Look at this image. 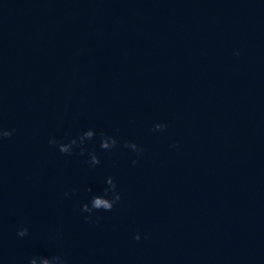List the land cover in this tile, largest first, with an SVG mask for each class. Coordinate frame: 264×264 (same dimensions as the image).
Segmentation results:
<instances>
[{"label": "water", "instance_id": "95a60500", "mask_svg": "<svg viewBox=\"0 0 264 264\" xmlns=\"http://www.w3.org/2000/svg\"><path fill=\"white\" fill-rule=\"evenodd\" d=\"M0 126V264H264V0H0Z\"/></svg>", "mask_w": 264, "mask_h": 264}, {"label": "clouds", "instance_id": "9594fccd", "mask_svg": "<svg viewBox=\"0 0 264 264\" xmlns=\"http://www.w3.org/2000/svg\"><path fill=\"white\" fill-rule=\"evenodd\" d=\"M234 54L238 56L239 51L236 50ZM167 127L168 125L166 123H155L152 130L154 132L164 131ZM15 132V128L5 129L3 126H0V143H2L5 139H10ZM96 136L97 133L95 129L89 128L79 133L74 138L65 137L64 139H57L54 136L50 137L48 144L49 146L56 147L58 151L64 155H72L77 148L79 149V154L81 156H83L85 152H88L89 159L86 163H88L90 167H95L100 164V158L94 150L89 151L86 144L93 141ZM99 136V146L104 151H111L120 143L115 136L107 135L103 132L99 133ZM123 146L136 152L137 156L142 154L144 151L142 146H139L134 142L126 141ZM136 163V160L132 161L133 165ZM105 183L106 187L101 193L91 195L90 199L80 206V211L88 214L84 217L85 222L87 223H99L102 217L97 215V213L111 212L121 201V193L117 190L115 180L112 177H107ZM87 191L91 193L92 189L88 188ZM64 195L67 197L70 194L65 192ZM28 234L29 229L26 226L18 229L17 231V236L21 238L26 237ZM57 238L62 239V234H58ZM133 239L139 241L141 239L140 233L137 232ZM28 264H68V259L63 253H55L51 255L35 254L28 259Z\"/></svg>", "mask_w": 264, "mask_h": 264}]
</instances>
